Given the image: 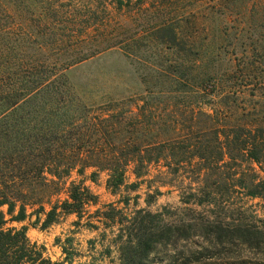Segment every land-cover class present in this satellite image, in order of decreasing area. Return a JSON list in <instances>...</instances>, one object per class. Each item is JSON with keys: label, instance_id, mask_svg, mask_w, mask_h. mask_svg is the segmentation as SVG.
I'll use <instances>...</instances> for the list:
<instances>
[{"label": "trees", "instance_id": "obj_1", "mask_svg": "<svg viewBox=\"0 0 264 264\" xmlns=\"http://www.w3.org/2000/svg\"><path fill=\"white\" fill-rule=\"evenodd\" d=\"M143 2L0 0V264H62L46 257L24 227L6 225L35 216L44 229L68 215L79 224L97 197L83 179L69 180L86 171L91 182L106 174L113 195L143 183L150 190L161 175L182 180L180 210L136 209L135 195L126 213V195L123 209L107 204L88 214L86 226L116 228L119 264H244L239 260L250 255L264 264V221L257 227L232 218L234 197L264 199V0H252L258 37L233 55L231 68L223 36L195 42L190 71L177 57L182 73L174 81L165 76L180 90L166 93L164 108L154 105V90L125 111L112 100L86 104L66 74L119 46L127 53L137 47L118 39L124 25L116 15L127 20L132 5ZM220 7H198L190 19L201 30L212 22L217 33L228 19ZM171 24L164 18L152 31L168 49L182 47ZM151 169L158 173L147 180ZM159 195L147 193L145 204Z\"/></svg>", "mask_w": 264, "mask_h": 264}, {"label": "rangeland", "instance_id": "obj_2", "mask_svg": "<svg viewBox=\"0 0 264 264\" xmlns=\"http://www.w3.org/2000/svg\"><path fill=\"white\" fill-rule=\"evenodd\" d=\"M215 4H220L219 11H225L228 14V19L217 33L210 31L209 26L213 24L210 21H206L203 30L198 29L197 18L190 19V15L195 14L198 7L211 11L210 8ZM251 7L252 0H145L143 3L133 4L129 16H127L128 19L124 20L125 17L118 13L116 22L124 25L118 39L130 38V43L137 42V47L135 44L130 45L131 49L129 48L127 53L123 51L122 46H119L117 50L98 56L81 67L71 69V73L66 74V80L70 85L79 89L84 95L82 100L88 105L107 103L112 100L117 103L115 107L117 111H125L133 107L134 104L140 103L137 101L142 98L141 95H145L144 91L154 90L158 93L154 105L159 106L160 104V109H162L169 100L166 93L180 90L179 83L169 82L165 74L170 73L168 76L174 81V76L182 73L180 72L182 68H178L177 62H175L181 55L182 60L187 62L188 66L190 65L189 71L193 69L191 68L195 65L193 51L197 49L195 42L208 44L213 38L218 40L223 36V53L227 57L226 62L230 68L235 63L233 60L236 57L233 55H241L249 49L250 41L258 37V9L253 8L251 11ZM249 10L252 18L248 16ZM153 16L158 17L154 19ZM164 18L165 20L172 19L171 25H174L176 29V39L183 42L182 47L173 46L168 49L167 45L159 41L158 34L152 31V27L158 26L160 22L164 21ZM170 36L165 32L162 33V38L165 41H168ZM177 71L178 73H176ZM191 74L193 76V73ZM79 91L78 94L81 95ZM160 171L162 170L160 169ZM157 173L158 170L151 169L150 177L146 179H152ZM89 174L90 171H86L82 177H79L73 173L69 180L83 179L91 193L97 197V204L87 207L88 214H92L96 209L104 208L107 204H113L118 209H123L124 206L119 201H124L126 195L130 197L126 213L134 210L131 198L135 195L139 197L136 209H145L151 213H164V208L171 211L183 208L180 202L183 187L180 177L161 175L151 182L150 190H147L146 184L143 183L136 192L126 194L124 189H121L113 195L105 187L106 174L100 173L95 182L88 179ZM128 180L133 182V176L129 174ZM155 189H158L161 195L147 206L144 202L145 197L147 193L153 194ZM232 203L236 209L233 211V219H239L257 227L258 220L264 221V199L234 197ZM0 211L5 213V208H1ZM88 214L83 215L79 224H77L78 219L75 215H68L60 217L56 223L43 229L40 226L43 217L39 223L35 224V216H30L23 222L8 223L6 227L16 229L24 227L27 238L42 247L45 256L53 262L119 264L120 253L114 242L117 234L116 228H105L102 225L97 229L88 227L86 226L87 222L92 220ZM6 219H8L7 216ZM61 247H65L67 250L70 261H64L65 255L62 253ZM257 260L250 255L239 261L244 264H258ZM154 262L158 263V261ZM216 264L225 263L217 262Z\"/></svg>", "mask_w": 264, "mask_h": 264}]
</instances>
